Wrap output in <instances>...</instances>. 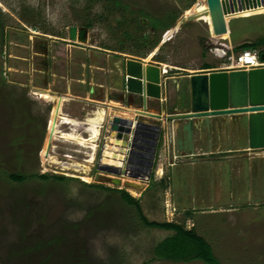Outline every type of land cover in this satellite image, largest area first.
<instances>
[{"label":"rangeland","instance_id":"obj_1","mask_svg":"<svg viewBox=\"0 0 264 264\" xmlns=\"http://www.w3.org/2000/svg\"><path fill=\"white\" fill-rule=\"evenodd\" d=\"M199 1L0 0V264H202L157 259L155 246L172 232L145 227L134 207L120 198L119 190L138 200L148 221L193 228L208 240L221 264H264V241H246L243 231L237 233L238 223L231 226L237 217L215 213L225 203L246 205L247 191L257 193L245 165L244 179L237 187L230 163L209 169L210 174L205 169L201 179L199 169L187 164L191 161L178 150L180 157L171 167L168 154L159 150L165 128L160 129L149 179L116 177L139 188L114 186L109 182L114 174L99 169L104 129H99L92 151L60 136L65 132L86 138L81 126H59L47 155H41L52 104L36 92L46 90L63 98V114L72 121H83L85 114L98 107L121 115L124 91L112 81L120 77L123 83L116 63L131 59L166 66L161 82H171L172 101L180 92L185 94L186 112L183 77L200 72L204 64L211 66L207 71L221 70L236 56L234 47L264 37V14L228 20L227 38H213L202 21L182 23L184 12ZM149 19L171 23V27L153 30ZM70 27L85 29V42H70ZM152 53L150 61L144 62ZM175 83L179 88L175 89ZM189 134L185 126V139L180 138L177 146L182 141L191 146ZM243 143L239 135L234 147ZM92 154L93 162L88 163ZM215 156L219 155L211 157ZM197 159H192L196 166ZM10 174L24 179L13 182ZM42 174L66 179L43 181L37 177ZM233 192L239 200L229 198ZM248 205L242 210L243 229L264 220V206Z\"/></svg>","mask_w":264,"mask_h":264},{"label":"water","instance_id":"obj_2","mask_svg":"<svg viewBox=\"0 0 264 264\" xmlns=\"http://www.w3.org/2000/svg\"><path fill=\"white\" fill-rule=\"evenodd\" d=\"M205 1L212 33L217 37L225 33L228 34L227 22L225 21L227 14L234 9L260 3V0ZM190 21H192L191 18L183 20L182 23ZM67 37L70 42H85V29L70 27L67 30ZM261 60L264 61V55L261 56ZM121 69L123 72L122 90L127 96L140 98L141 109L139 111L135 110L133 119L108 117L107 119L104 118L99 125H103L105 120L104 141L113 134L116 140H121L125 143L123 146H116L117 148L119 147V154H121L120 160H117L120 168H99L103 172L114 175L126 174L127 171H130L133 164H140L144 160H153L161 128L143 123L139 118L162 120L159 114H150L146 111V103L148 100L160 101L162 91L169 90V84L171 83L168 80L165 84H162L161 78L164 73L161 66L144 64L141 61L128 59L121 65ZM183 81L188 97V110L170 114L164 117L166 121L246 115L250 129L249 148L252 150L264 149V67L250 70L192 74L183 77ZM152 129L157 132L153 136V140L149 134ZM147 145L152 146L149 155L144 153ZM127 175L136 179L130 173ZM109 182L114 186L121 184V180L117 178H111ZM122 185L130 188H139V186L130 182H124Z\"/></svg>","mask_w":264,"mask_h":264},{"label":"crops","instance_id":"obj_3","mask_svg":"<svg viewBox=\"0 0 264 264\" xmlns=\"http://www.w3.org/2000/svg\"><path fill=\"white\" fill-rule=\"evenodd\" d=\"M155 66H162V65L157 64ZM207 70L208 69H203L200 72L193 74H203V73L221 71V70H214V71H207ZM177 88H179V84L175 83V89ZM92 90L93 88L91 87L89 91L90 94ZM162 93L163 94L160 101L157 102L154 100H148L146 103V111L150 114H159L162 120L157 121L144 117H140V118L138 117L140 121H142L143 123H149L150 121L155 122L156 124H158L161 130L162 128H165L167 130L166 137L164 135L162 136L164 143L161 146L163 150L159 149L160 152L162 153L166 152L168 154L167 161H169L171 167H174V163L177 162L178 157H180L177 156L178 154L177 152L178 150L181 151V154L185 155V160L191 161V162H187V164L193 166L194 169L196 168L199 169L198 177L201 179L204 178V175L209 169H210L209 171L212 170L214 171L217 169L216 168L217 166L220 168V166H222V163H230V173L236 187L238 186L237 184H240L244 179V175L242 171L245 165L249 173L248 176H250V177L247 176V178H251L253 180L252 181L253 187L255 186L254 182H256L255 188L257 193H254V191H252V193L250 192L249 195V192L247 191L244 197V199L247 200L246 205L243 204L231 205L230 203H225V205H219L215 210V213L228 214L229 217L231 218L237 217L238 218V219L236 218L237 221L234 222L233 220L231 226H233L235 223H238L239 228L241 230L236 227L237 233L243 231L246 235L245 237L246 241L250 239L253 241L256 240L264 241V220L261 219L260 222L254 221L253 224L255 226L254 225L252 226L251 224L249 228L247 227L243 229L242 227H240V225H242V216L245 213L242 212V210L246 211V208L247 206H249L248 204L250 202H252L253 205L255 206H264V149L252 150L249 148L250 129L247 122V116L230 115V116H220V117L198 118V119L178 120L170 124L169 123L166 124L164 117L170 114L185 112V108H184L185 94L182 95V92H180L179 97L175 99L176 101H172L171 100L172 97L170 96L171 92H169L168 89L163 90ZM108 102H112V101L109 100L107 101V103ZM120 102L121 103L119 104V109L121 110V112L119 111V113L121 115H116L113 114L112 112L107 113L106 111L105 118L118 117L122 119H133L136 112L135 110L138 111L140 110L139 107L141 103L140 100L131 98V100L127 99L126 103H123L124 102L123 100H120ZM187 103H188V97H187ZM85 106L87 105L85 104ZM60 110L61 111L59 114H62L60 118H62V116L69 118L68 115L63 114V106L60 107ZM85 116L89 117L91 115L86 114ZM83 118H84L83 120H85V117ZM62 124L64 123L62 122ZM79 124L81 125L82 121H79ZM104 125H105V120H104ZM185 126L188 127L190 133L189 135H190L191 146L188 147L185 146L182 141V144L179 147L177 146L178 140H180V138L185 139L184 137ZM228 131H229V139H230L229 143L231 148L227 146L228 143L226 141ZM239 135L243 137L244 143L242 144V147L237 148L234 147L235 146L234 142ZM174 144L178 148L176 147L174 148ZM213 154L216 155L218 154L219 156L211 157ZM194 157L195 158L198 157L197 166L192 162V159ZM114 163H116V161H114ZM205 169H207V171H205ZM239 192L240 191L237 190L238 194ZM237 193L236 196L234 192L228 196L232 200L237 199L238 197L237 200H239V195H237ZM186 229H190V228H186ZM247 235H249V237H247ZM204 240L210 245V243L206 238H204Z\"/></svg>","mask_w":264,"mask_h":264},{"label":"bare ground","instance_id":"obj_4","mask_svg":"<svg viewBox=\"0 0 264 264\" xmlns=\"http://www.w3.org/2000/svg\"><path fill=\"white\" fill-rule=\"evenodd\" d=\"M262 14H264V2H260V3L256 4V5H253V6H247L245 8L234 9L231 13H229V14H227L225 16V21L227 22L228 20L233 19V18H248L250 16L262 15ZM190 18L192 19V21H202V22H204L208 26L209 32H210V34H211V36L213 38L214 37L215 38H227L228 37L227 33H225V34H223V35H221L219 37L214 36V34L212 33L210 17H209V13H208V9H207V5H206V1L205 0H200L199 2L194 4L190 9L186 10L184 12V15L182 17L181 22L183 20H188ZM152 56H153V53L149 54L147 56V58L144 59V62H149L150 59L152 58ZM120 64L121 63H118V62L116 63V67L118 69L121 68ZM163 67L165 68L166 66H163ZM112 82H113V84L116 87H118V88L122 87V81H121L120 77L114 79ZM94 92H95V90L93 89L91 91V95H93ZM36 94H37V96L39 98L47 100V101L51 102V104H52V108H51L50 116H49V121H48V126H47L46 142H45L44 148H43V150L41 152L42 156H46L47 155L48 143L51 140H53V138H55L57 136L56 135V133H57L56 123H57V120L59 119V117L62 115V114H59V113L61 111L60 107L62 106V103L64 102V99L61 98V97L55 96V95L51 94L50 91L48 92L46 90H43L40 93L36 92ZM105 116H106V110L105 109H101L100 107L95 109L92 112L91 116H89V117L85 116V120L82 121L81 125L77 121H72V120L66 118L65 116H62V118H63L62 122L64 124L69 125V126H73V127L82 126L83 128H86L85 131L87 132L88 136L86 138H82L81 136L76 135L74 133L65 134V132L63 134H61L60 136H62L63 139L71 140L72 142H75L81 148H87L89 150L95 151V148H96L95 143H96L97 138L99 136V125L102 123V120L105 118ZM123 145H125V143L123 141L116 140L114 138L113 134L110 135L109 138H108V141H107V145H106V147H105V149H104V151L102 153V162L112 165V164H115L114 163L115 160L116 161L120 160L119 158H121V154H119V150H118V148L116 146H123ZM93 156H94L93 154H92V156H89L90 159H89L88 163H90L94 159ZM80 169H82V168H80ZM86 171H87V169H86ZM139 171L142 172V174L143 173L144 174L148 173V171H145V169H141ZM80 178H81V176H80ZM82 179L87 181V179H85V178H82ZM124 182H126V181H123V182L121 181L122 184Z\"/></svg>","mask_w":264,"mask_h":264},{"label":"trees","instance_id":"obj_5","mask_svg":"<svg viewBox=\"0 0 264 264\" xmlns=\"http://www.w3.org/2000/svg\"><path fill=\"white\" fill-rule=\"evenodd\" d=\"M118 6L119 3H116ZM149 25L153 30L162 28L167 31L171 27V23H164L157 21L156 19H149ZM90 24L84 25L88 27ZM163 31V32H164ZM260 47H264V37L257 39L252 43H243L234 47V51L239 53L241 51H254ZM259 60L264 55V50L257 53ZM211 66L204 64L202 69H210ZM40 180H48L52 178L56 181H64L66 178L62 176H53L48 174H42L37 176ZM8 179L13 182H21L24 177L21 175L10 174ZM102 190H108L103 186H95ZM120 198L129 206L134 207L139 220L141 223L150 229H158L163 231L172 232V235L162 240L154 248L155 257L159 260L174 262V263H189L198 261L202 264H220L219 260L214 256L212 248L204 240L203 237L199 236L193 228L186 229L182 225L173 222H153L148 221L143 216L138 200L132 198L124 190L118 191Z\"/></svg>","mask_w":264,"mask_h":264},{"label":"built area","instance_id":"obj_6","mask_svg":"<svg viewBox=\"0 0 264 264\" xmlns=\"http://www.w3.org/2000/svg\"><path fill=\"white\" fill-rule=\"evenodd\" d=\"M260 67H264V62H261V60H259L258 54L255 51L246 50V51H241V52L237 53L235 57L231 58L230 64L225 65L221 69V71L250 70V69H255V68H260ZM161 69H162L164 74L167 73V70H165L166 68L161 66ZM62 125H64V124H62V118L59 117V119L57 120V123H56L57 132H59V126H62ZM83 129L86 130V128H83ZM99 129H105L104 125L99 126ZM86 134H87V132H86ZM105 143H106L105 141H104V144L102 143L100 151H102V149L105 147ZM97 164H98V167L100 166L99 168H101V167H112L111 164L102 162V154H100L98 161H97ZM65 165H67V164H65ZM129 173H130V171L129 172L127 171L126 174H117V175H114L113 178H116L117 176H120V177H123L125 175L128 176L127 174H129ZM138 179L146 181L145 177H139Z\"/></svg>","mask_w":264,"mask_h":264},{"label":"flooded vegetation","instance_id":"obj_7","mask_svg":"<svg viewBox=\"0 0 264 264\" xmlns=\"http://www.w3.org/2000/svg\"><path fill=\"white\" fill-rule=\"evenodd\" d=\"M260 2H264V0H260ZM163 94V93H162ZM171 95V94H170ZM123 98H124V100H127V99H129V100H131V98L133 99V98H135V99H137V100H140V98H138V97H133V96H127V95H123ZM173 99V98H172ZM171 99V100H172ZM185 100H186V97H185ZM139 107H141V103H140V106ZM149 125H151V126H158V124H156L155 122H149L148 123ZM104 133V132H103ZM156 131L155 130H151V131H149V134L152 136L151 138H152V140H153V136H155L156 135ZM159 134H161V130H160V132H159ZM160 136V135H159ZM103 138H104V136H103ZM107 140H108V138H107ZM107 140L105 141L106 143L105 144H107ZM103 141V140H102ZM106 147V146H105ZM105 147L103 148V149H105ZM119 148V147H118ZM102 149V151H100V154H102L103 153V150ZM151 149H152V146L151 145H147L146 146V150L144 151V153L146 154V155H149L151 152ZM119 150V149H118ZM156 150V149H155ZM119 152H120V150H119ZM151 162V163H150ZM115 164H118V165H115ZM115 164H112L111 166L112 167H114V168H120V164L116 161V163ZM131 169H130V174H132V176H134V177H136L137 179L139 178V177H145L146 179H149V177H150V171H151V167H152V160H144L142 163H140V164H133V165H131ZM141 169H145V171H148V173H143L142 174V172H140L139 170H141ZM129 178H131L130 176H128Z\"/></svg>","mask_w":264,"mask_h":264}]
</instances>
